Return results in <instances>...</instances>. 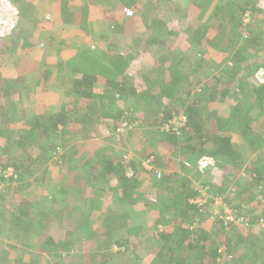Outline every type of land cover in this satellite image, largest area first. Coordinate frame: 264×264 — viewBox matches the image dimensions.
I'll return each mask as SVG.
<instances>
[{
	"label": "trees",
	"instance_id": "1",
	"mask_svg": "<svg viewBox=\"0 0 264 264\" xmlns=\"http://www.w3.org/2000/svg\"><path fill=\"white\" fill-rule=\"evenodd\" d=\"M120 1V7L134 5L135 11L130 10L137 16L129 20L127 18L130 17L124 12L125 17L119 13L118 17L112 15L109 20L116 31L120 29L128 35L129 31L126 28H131L130 25L134 28L141 25L138 16L142 13L143 7H139L138 10L135 0ZM259 1L261 0H220L217 4L218 8L215 6L211 12L212 15H210L213 18L212 26H199L195 30L185 23H187V18L194 16L193 5L199 7L204 0H153L150 3V8L158 7L160 9L157 10L159 13L149 17L151 22H158L159 26L156 28L151 23V26H146L141 31L131 30L132 39L141 41L145 48L151 42H158L151 37L155 29L164 30L168 35L166 38L170 42L165 45L162 42L159 43L163 47L169 46L164 58L169 60L165 61L166 63L148 60L149 66L142 69L129 68L130 64L125 61L126 59L114 54L113 58L118 59L121 63L114 60L111 71H106L111 74L106 76L105 70L102 69L101 56L93 52L94 48L91 50L88 46H79L78 42L74 48L65 46L61 51H65L63 53L68 56V60L64 65L61 64L62 75L67 73L73 77L71 87L79 97L102 99V102L99 101V106L102 105L106 111L107 103L105 101L114 99V96L111 95L114 90L120 100L125 98L137 100V102L134 100L129 113L126 114L118 109H115V113H112L113 111L107 113L101 107L108 119V121L106 118L104 119L107 122H103V126L106 124L109 131L100 130L96 136L99 137L105 131L106 137L94 138L91 147L75 145L73 153L70 152L68 156L62 155L52 164L54 168H58V175L66 178L68 183L70 182L69 188L65 185L66 183L58 182L51 166L42 167L44 173L40 176L37 175L39 172L35 171L31 175H26L36 176V186L29 184L30 188H27L22 182L24 181L23 168L30 159L36 158L37 162L45 165L48 158L56 153L55 150L70 140L69 135L73 133H68V131H72L69 128L71 122L69 112L71 110L60 109L57 114H47L43 106L40 105L32 117L21 120L18 122L20 125L16 126L15 120L18 117L17 113L20 112L14 109V103H8L15 94H7V89L3 90L8 105L13 109L7 107V111L3 114L4 117L0 118V140L2 137L7 138L6 145L3 144V140L0 141V169L2 170L0 174V236L7 233L5 236L7 238L0 242V264H15L16 261L17 264H22L23 260L26 261L23 264H58L59 261L69 264L68 261H77L78 258L84 259L86 264H108V255H117V260L124 259L125 264H230L224 262L225 258L231 259V264H264V240L261 241L260 246L248 250L249 253L246 251V256L235 257L236 250L241 246L243 240L235 238L236 241L234 237L231 238L233 235L231 234L228 236L226 252H220L219 246L224 240L225 232L224 221L220 218H215L210 224L212 234L216 236H212L205 230L199 231L184 227L185 223L198 224L199 220L201 221L203 218H212L213 213H201L199 206L193 202L199 195L198 190L193 189L188 178L182 184L183 176L178 173L181 165L186 167L190 160L195 164L198 162V157L202 156L206 161L217 162V168L223 167L221 170L224 172L225 178L230 184H234L237 194H249L251 202L257 199L264 200V163H258V160H255L247 165L244 174L234 172L235 169L238 171L242 169L247 160L252 159L253 153L261 152L264 149V73L259 71L262 67L259 64L260 59H263L264 56L262 58L256 54V51L255 53L253 50L251 51V49L256 50L260 43H264V28L261 27L264 24L255 21L257 17L263 16L264 12V8L258 5ZM181 4L182 7H180ZM126 9L128 8L125 7L124 11ZM164 10L167 12L165 13ZM248 13H250V23L244 24L243 18ZM214 24H217L216 29ZM227 29H231L232 32L225 33ZM192 30L197 33L190 36ZM199 30L202 31L201 35L198 33ZM224 34L227 35L224 36ZM179 35L188 36L187 39L192 41V46L198 49L190 58L197 62L196 66L187 72L185 66L186 63H190L188 57L180 54L177 56L176 48L181 44H174ZM31 44L33 42L30 41H24L22 45L19 44L17 53L13 52V48L9 44L0 48V51H3L0 54V61L3 60L0 62V77L4 87H7V74H11L9 76L15 84L14 88L19 87L20 90L24 86L25 78L31 71L30 65L25 64L28 60L27 47ZM105 44H107L105 50L114 48L112 41ZM100 48H97V52H100ZM263 51V45H260L259 52ZM144 55L139 54L137 57L141 61L143 57L140 56ZM185 57L186 60L183 59ZM48 58L49 54L45 56V62H50ZM208 69H211L210 72ZM196 73L200 74L194 84L191 85L188 81L189 87L184 88L183 91L179 90L178 93L176 89L183 87L180 82L189 80V75ZM136 74L137 77H135ZM139 79L142 81L139 82ZM100 82L104 84V91L97 92L100 94L97 96L95 87ZM147 91L151 94L154 92V95L160 98L156 115L158 117L157 124L163 127L159 138L161 142H164L156 149L154 148L155 150H152L153 152L145 156L142 161H137L135 156L130 157L129 154L123 158V155L118 154L117 150L110 146L108 140L111 139H108L110 138L108 136H111L110 134L125 122L135 121L131 117L133 111L137 110L140 103L150 100L146 95ZM49 97L52 96L49 95L47 98ZM54 97L59 100L62 96ZM59 102L57 103L60 104ZM6 115L7 117H5ZM175 117H185V124L177 128V125L171 123ZM113 121H115L114 124H112ZM5 124H7V129L2 133L1 128ZM14 130L20 132L18 142L16 140L12 142ZM182 140L188 143H197L198 148L193 149V146H186L185 153L186 151L190 152L186 153L185 160L177 163L178 159L171 156L173 148ZM170 144L174 147H169ZM236 144L241 146L239 150H235ZM130 147L131 151L138 153L143 146L138 143L135 146L132 144ZM76 151L83 152V164L81 163V167L74 170L71 168L70 172H67L63 164L64 162H76L80 156H74ZM196 153L198 155L193 159L192 156ZM261 155L260 153L259 156ZM195 165L198 168L201 167L198 163ZM161 166L164 168L160 169ZM9 168H13L15 172L6 178L5 173ZM215 183L212 184L204 180L201 185L209 187L211 191L215 189L212 191L213 195H217L213 196L214 198H222L225 204L232 209H237L236 213L243 217L245 222H248L251 231L255 230V224L264 222V211H245L244 207L233 205V198L229 199L227 196H223L224 188L219 189L218 186L217 189ZM4 187L24 190V192L22 194L12 193L6 200ZM40 187L44 188L42 196H46L47 187L48 189L50 187L57 195L56 197L62 196L63 198H59L58 200L61 201L57 204H48V211H44V203L41 202L31 206L33 199L30 200L28 191L33 194L36 190L38 192ZM149 187L154 189L152 191L154 196L152 198L150 196L149 199H139V195L143 194L142 190ZM87 188L89 191L95 192V196L88 195L89 199L85 200L84 220L80 218L78 223L70 224L68 222L67 225H61L63 229L67 230L80 231L83 229L82 240L65 242L60 239L57 229L53 230L57 232V235H53L52 228L49 229L48 214L64 207L71 190L83 195L84 193L89 194ZM99 192L107 195L110 202L116 199L120 203L121 201L130 205L133 203L136 208L134 210L139 211L140 217L157 220L152 224L157 229L156 234L153 238H147L151 243L150 252L146 255L130 253V250L134 248L139 252V249L145 245V241H141L142 243L137 245L138 247L135 245L130 249L129 244L133 238H126L127 236L122 238L119 233H117L118 237L114 243L108 242L107 228L112 218H109L106 211L94 213V208L91 209L92 203L96 204L95 201L102 196L99 197ZM67 194L68 197L65 199ZM208 207L209 203L205 204L202 210L207 211ZM92 217H95V232L90 230L91 220L94 219ZM41 224H46L44 230L40 227ZM160 225L163 226L162 231L159 230ZM149 226L145 227L143 233ZM233 227L245 230L249 233L248 236L251 235L249 240L246 239L248 241L243 242L245 246L260 241L257 238L258 233L261 232L260 227L253 234L244 226L234 225ZM38 229L41 230V233L37 232ZM214 230L217 233H214ZM117 231L114 230V232ZM12 233H15L14 235L23 234L20 235V239L16 240L14 236H11ZM143 233L137 235L136 238H141ZM29 235H34L33 237L38 240L27 249L18 248L15 243L22 242ZM7 240L11 242L8 243ZM86 240L91 243H87ZM114 245L120 247L115 254L112 251L102 253V250H112ZM123 247L124 250L119 252ZM96 250H100L101 253H97ZM110 263L112 262L110 261Z\"/></svg>",
	"mask_w": 264,
	"mask_h": 264
},
{
	"label": "rangeland",
	"instance_id": "2",
	"mask_svg": "<svg viewBox=\"0 0 264 264\" xmlns=\"http://www.w3.org/2000/svg\"><path fill=\"white\" fill-rule=\"evenodd\" d=\"M136 1H137V3H139V6H137L138 7L137 9L139 10V7L140 8L143 7L142 9L145 10L149 7L150 3L153 0H136ZM219 1L220 0H204V2H201L199 7L193 5V7L195 8L194 16L187 18V23H185V25H190V27L192 29H195V30L198 29L199 26L200 27H203L204 25L212 26L213 18H211L210 15H212L211 12L215 6H217L215 8H218L217 4H219ZM1 3L5 4L4 0H0V8H3L4 5H1ZM258 5L261 6L262 8H264V0L259 1ZM180 7H182V4ZM128 9H130V8H128ZM158 9H160V8H158V7L155 8V11H153L152 14L159 13V12H157ZM164 12L166 13L167 11L164 10ZM249 14H247V16H249ZM262 14H263V16H259L256 18L255 21L257 23L264 24V20H263L264 12ZM182 15H184V14H182ZM135 16H137V15L134 14L133 17H130V18L133 19ZM247 16L243 18V22L245 19L247 21ZM177 17H179V16H177ZM138 18L140 19L141 27L140 26H137L136 28L132 27L133 31H141L142 29H144V26L145 27L149 26L144 22V21L148 20L147 14L145 12L141 13L138 16ZM245 23L248 24V22H245ZM151 25H153L156 28L158 26L156 24H151ZM214 25H215V27L214 26L213 27L216 29L217 24H214ZM105 26L108 27L107 34H106L107 39L109 41H112V42L114 41V43L117 44L115 46V50L118 47L123 52L120 56L123 57L124 59H126L125 61L128 62V64H130L128 66L129 68L138 67V68L142 69L144 67H147V66H149L148 60H151V61L157 62V63L160 61H162V62L166 61L167 62V60H169V59H166V60L164 59L166 54H167V50H169L168 49L169 46L163 47L160 45L161 42L164 45L166 43L169 44V42H170L168 40V38H166V37H168V35L164 30H158V29L156 30L155 29V31L151 37L155 38L158 42H151L148 47L146 46L145 48L143 47L140 49L142 51V55L145 54L144 56H140V57H143L142 60L140 61L138 59L139 57H137L138 52H136V50H135V52L133 50L129 51L127 53V55H126V52L123 51L125 49V47H127L125 45L124 40H131L132 39V34H133L132 31L128 30L129 31L128 35L123 33V31L120 29H117V31H116L114 29V26L112 25V22L110 20H108V23H104L103 28H102L103 30H100L99 33L101 31H104ZM261 27L264 28L263 25ZM138 28H140V29H138ZM195 30H192L190 32V36H193L195 33H197V31H195ZM201 32L202 31L199 30L198 33L201 35ZM230 32H232L231 29L230 30L227 29V31H225V33H230ZM226 35L227 34H224V36H226ZM187 37L188 36H186V35H183V36L179 35L177 37V41L174 42V44H179V43L181 44V45H178V48H176L177 49V51H176L177 56H179V54H180V55H185L186 57H188V61L190 63H188V64L186 63V66H185L186 72L190 71L192 68H194V66H196L197 62L191 60L190 58L194 55V52H197V50H198L197 47L192 46V43H191L192 41L188 40ZM0 38H1L0 48H3L5 44H9L12 46L13 52H16L18 45L20 43L19 42L20 40L17 39L18 37L16 38V36L12 35L11 33L8 36L7 27H2V31H0ZM97 39H99L98 36H97ZM260 45H263V48H264V43H260ZM260 45H259V47H260ZM120 47H123V48H120ZM259 47L256 50L251 49V51L253 50V53H255V51H256V54L262 57V56H264V51L259 52ZM97 48H98V46H97V44H95L94 49H97ZM2 53H3V51H0V54H2ZM116 53L119 54L118 52H116ZM186 57L183 59L186 60ZM198 58H199V56H198ZM0 62H3V60H1ZM259 64L262 65V67L259 71L264 73V58L260 59ZM202 65H203V63H202ZM111 68H112L111 65L103 62V65H102L103 70H110L111 71ZM208 70L210 72L211 69H208ZM199 74L196 73V74L189 75V80L187 79V81H184V80L181 81L180 80L181 81L180 83L182 84L183 87H182V89H180V88L176 89V90H178L177 92L179 93V90L183 91L184 88L187 89V87H189L188 81L191 85L194 84V82L198 78ZM257 75H259V74L257 73ZM209 80H211V77H209ZM141 81L142 80L139 79V82H141ZM52 84H54V83H52ZM68 86H71L69 80L68 79L63 80L62 84L59 87L60 93H61L59 95L62 97L60 98V100H57L55 98L53 100V102L55 100L60 101L59 102L60 104H57L56 107L54 105L48 106L46 113L47 114H57L60 110L59 108L64 109L63 111H65L66 109L71 110L69 112V115L71 116L70 117L71 122H70L69 128L72 131H68V133L69 132H73V133L72 134L70 133V135H69V138L71 137L70 140L67 141L66 144L59 146L55 150L56 153H54L53 156L48 158V161L46 162L45 165L40 164V162H37V160L35 158L33 160L30 159L28 161V164L26 166H24V168H23L24 169V171H23L24 176L31 175V173L33 171H35L37 173L39 172L37 175L40 176L42 173H44L42 170V167L45 168L47 166H51V167H53L51 169H54L53 173L56 174L55 178L58 179V182L66 183L65 185L67 187L70 184V182L68 183V180L66 178L60 177L57 173L58 168H56V167L54 168V166L52 164H54L58 160V158L61 157L62 155L68 156V154L70 152L73 153L75 151L73 148L75 145H79V146L85 145V147H87V146L91 147V143H92L94 138L97 137V139H99V138L102 139L101 137H106L105 131L107 130V125L105 124V126H103V122L108 121V119L105 117L106 113L104 112V110L106 111V109L102 105H101V107L104 110L101 109V107L98 104L91 101L88 97L84 96V98L83 97L82 98H76L75 93L72 90V87H71V90H69ZM103 88H104L103 82H100L95 87V92H96L97 96H100V94L97 92H103L104 91ZM196 91L198 92V89ZM113 93H115V94H113ZM111 95L114 96V99L111 101H109V100L105 101V103H107L106 104V108H107L106 112L109 113V112L113 111L112 113H115L114 112L115 109H118V111H120V112L123 111L122 112L123 114H126L127 112L129 113V110L132 106L131 104H133L135 99L125 98L124 100H120L118 98V95H116L115 90L112 92ZM146 95L150 100L145 101L143 103H140L137 110H134L133 115H131V117L133 119H135V121L134 122H125L118 129H116V131L112 132L110 134L111 136H108V137H110L108 139H111V140H108V141H110L109 142L110 146L115 148L117 150L116 152L118 154L123 155V158L129 154L130 157L135 156L137 161H139V160L142 161L145 158V156L151 154L152 150L154 151L157 146L159 147L160 145H162V142L160 141L159 137H161L160 131L163 130V127H161L160 125L157 124L158 117L156 115L158 113L157 109H159L160 98H157L154 95V92H152V94H151L147 91ZM21 98L22 99H20V101H17L14 104V106L17 107L18 111L20 112L19 116L15 120L16 124H17L16 126L20 125V123H18V122H20L21 120H24L28 117H32L35 114V108L36 107H38L39 105L44 106L46 104L44 101H43V104H40L39 101L35 102L34 99L30 100L29 97H26V96H21ZM128 98H130V97H128ZM58 99H59V97H58ZM96 100L97 99H95V101ZM100 101L102 102L103 100L101 99ZM135 102H137V100H135ZM75 103L78 104L76 107H75ZM73 108L79 109V110L74 111V110H72ZM2 117H4V115ZM5 117H7V115ZM105 118L107 119V121L104 120ZM114 122L115 121H113L112 124H114ZM171 123L174 125H178V124H180V119L178 117H176L175 120L174 119L171 120ZM6 129H7V124L2 126L1 132L4 133L6 131ZM100 130H105V131L103 132L102 135H100L98 137V136H96V134H97V132H100ZM107 131H109V130H107ZM14 134H15V137L19 136L20 132L18 130H16V131L14 130ZM117 135L120 137H118ZM138 143L142 144V146H143L142 150L139 149L138 153L131 151L130 146L132 144L135 146V144H138ZM190 145H193V147H192L193 149L198 148L197 143H194V144L188 143L184 140L179 141L177 144V147L174 149L171 157H175L174 159H178L177 163L182 162V160H185L186 153L190 152V151L189 152L186 151V153H185L184 149L186 146H190ZM235 146H236L235 148L237 150H239L241 148V146L238 144H236ZM22 151H24V150H22ZM75 153L76 154H74V156L80 155L79 159H77L76 162H74V163L73 162H71V163L70 162H64V164H63V167L65 168V171H67V172H70L71 168L74 170L75 168L81 167L80 166L81 163L83 164V158H84L83 152L82 151H80V152L76 151ZM260 153L262 154L261 156H259ZM260 153H258V152L253 153V157L251 160H254V162H255V160L259 159L258 163L259 162L264 163V149ZM197 155L198 154L196 153L194 156H197ZM201 160L202 159H199L197 162L198 164H200V166H201L200 168H198L197 165H195L197 163L193 164V163H191V160H190V162H188L189 166H190L188 168H189V170H191V173L189 176L183 175L184 179H183V181H181V183L183 184L184 182L187 181V178H188V181L191 182L194 190L200 189L201 181H202V178L204 176L202 174V171L206 172V168H204V167L206 165L209 166V163L205 162L206 160H204V161H201ZM204 162L206 164H204ZM210 164H212V163H210ZM231 166H232V164H231ZM207 171H209V169H207ZM234 172L240 174L241 172H244V169H239V171H238V169H235ZM213 173H214V171H213ZM182 174H186V173L183 171ZM24 176H23L24 181L22 183H24L27 186V188H30L29 184H34V186H36L35 185V183H36L35 177L36 176H34V177L33 176L32 177H30V176L24 177ZM206 177H208V176H206ZM214 178L217 180L216 181V188L218 186H219V189H221L223 187L224 188V195L223 196H227L229 199H230V197H232L233 198L232 199L233 205H238L239 207H244L245 211H255V212H257L258 210L264 211V200L257 199V200H254L251 202L249 194H242V195L237 194L235 191V190H237L236 187L234 186V184L232 185L228 182V180L224 176L223 171L218 172ZM62 179L63 180L66 179V180L63 181ZM217 183H218V185H217ZM17 187H21V186H17ZM14 189L15 188H7V191H6L7 197H8V194H10V195H12V193L22 194V192H24V190H16V189L14 190ZM38 189H39L38 192L36 190L37 193L36 192L33 193L35 195L34 198H33V194L31 191H28V195L30 196V200H32V199L34 200V202L32 200L31 206H35V204H37L39 202L44 203V211L45 210L48 211V209H47L48 204H51V205L54 203L57 204V202L61 201V200L59 201L58 199L63 198L62 196L56 197L57 195H55V193H53L54 191L50 187H49V189L47 187L46 196H42V191L44 190V188L40 187ZM78 189H80V188H78ZM87 190H88L87 192L89 194L83 192L84 193L83 195H82V193L79 194V193H76L75 191L71 190V193L69 192L70 196L68 197V194H67L65 197V199L67 197H68V199L66 200L64 207H62L60 210H56L54 212H49V214H48L49 217L47 220V225H48L49 229L52 228V231L54 229H57L59 231L60 239L64 240L65 242H69V241L72 242L76 239L82 240V237L84 234L83 229L80 231L67 230V229H63L61 227V225H67L68 222L70 224L78 223L79 222L78 220H80V218L82 220H84L83 214H84V208H85V206H84L85 200L89 199L88 195L95 196V194H94L95 192L93 193V192L89 191L88 188H87ZM153 190L150 187L142 190L143 194L139 195V199L149 198L150 196L152 198L154 196L152 194ZM212 191H215V189H213ZM212 191L208 187L207 193L205 191L200 192V194H204L206 196L208 194V196L205 197L203 200L204 201L206 200L205 204L208 205V203H209V207H208L207 211L205 209L201 210L202 214L207 213V212L208 213L209 212L210 213L218 212L220 214L225 215L227 212V214L232 213L233 214V215L231 214L232 216H238V214L236 213L237 209L236 210L232 209V207H230L229 205L224 206L223 204H225V203L223 202L222 198L215 197L216 198L215 199L213 196H217V195H213ZM81 195L83 196V199L82 198L80 199ZM98 195H99V197L102 195L101 196L102 199L98 197L99 199L97 201H95L96 204L92 203L91 209L94 208L93 212L97 213V212H99L98 211L99 209L101 210V212L103 211V209L100 208L101 205L103 208L105 207L104 211L107 212V214L109 215V218H112V220L110 221V224L107 228V234L109 236L107 239H108L109 243H114L115 239L118 236L114 232V230L116 229V225H117L116 224L117 218H121V217L123 218L125 215H127L129 210L136 209V208L134 207L133 204L130 205L129 203L127 204L124 202L120 203V201L116 200V199H114L112 202H110L108 196L103 195V193L101 194L99 192ZM17 196H19V195H17ZM4 197H5V194H4ZM259 198H261V196H259ZM210 200H212V202H210ZM195 201H196V199H195ZM5 203H6V201H5ZM57 216H60V217H57ZM95 217H96V215H95ZM95 217H92L94 219H92V222L90 224V226H92V228H96L95 227ZM215 218H217V217L203 218L199 225L191 224V223H189V224L185 223L184 227H186L188 229H194V230L197 229L199 231L205 230V231H208L212 236H216V235L212 234L211 226H210L211 222H213L215 220ZM251 218H253V217L251 216ZM57 220H60V221H57ZM71 220H73V221L71 222ZM223 225H224V229H225L224 231L225 232H224V240L220 243V246H219L220 252H223V253L226 252V250H227L226 247H227L229 235L233 234V235H231L232 236L231 238L234 237V239L235 238H238V239L242 238L243 242H245V240L251 236V235L248 236L249 233L245 230L235 229L233 227L234 225L242 226V227L244 226L245 228H248L250 233H252V234L257 232L259 227L261 228V232L258 233L259 236L257 235L258 236L257 238L260 241L259 242L256 241L255 243L252 242L248 246L247 245L245 246V243L243 244V242H242L241 246L236 250L235 257H240V256L243 257L244 255L246 256V251L248 252V250H253L254 248L260 246L262 244L261 241L264 240V222H260V224H255L254 225V229H255L254 231L253 230L251 231V228H250L251 226L248 224V222H244V221L235 222V223L230 224V225H227L226 223H224ZM40 227L44 230V228L46 227V224H41ZM129 227H130V225L128 224V228ZM182 227H183V225H182ZM52 231L50 230V232H52ZM147 231H146L145 236L143 235V236H141V238H137L136 240L133 239L131 241V242H133L132 245H131V242L129 244L130 249L132 248V246L134 247L136 244L141 245V243H142L141 241H143V240L145 241V243H144L145 245H143V247L141 249H139V252L137 250H130V253L134 252L135 255H138V253H139V255L140 254L146 255L148 252L151 251V249H150L151 243L147 240V236L149 235L152 238V235L156 234L157 229H155L154 227H151V225H150V227L147 228ZM37 232L41 233V230L38 229ZM53 232H54L53 235H57V232H55V231H53ZM214 233H217V231L214 230ZM225 233H226V235H225ZM14 234L15 233H12L11 236L12 237L14 236V239L17 240V239L21 238L20 235L23 233H19L20 235H14ZM5 236H7V235L0 236V242L2 239L7 238ZM33 236L34 235H31V236L29 235L28 238H26V237H25V239L23 238L24 240H22V242L20 241L19 243H17V242L16 243L14 242V243L16 244V246L18 248L20 247L22 249H27L28 246H30L31 244H34L35 241L38 240V238H34ZM248 240H246V241H248ZM7 242L10 243L11 241L9 242L7 240ZM86 242L91 243V241H88V240H86ZM112 248H113L112 250H102V253L106 252V251L116 252V250L118 251V249L120 247L114 245V246H112ZM122 249L124 250V247L121 248V251H122ZM13 254H14V252H13ZM22 256H23V258H25L24 255H22ZM136 258H137V256L135 257V259ZM25 262L26 261L23 260V263H25ZM224 262L231 264V259L225 258ZM15 264H17V261L15 262ZM59 264H62V263L59 261Z\"/></svg>",
	"mask_w": 264,
	"mask_h": 264
},
{
	"label": "crops",
	"instance_id": "3",
	"mask_svg": "<svg viewBox=\"0 0 264 264\" xmlns=\"http://www.w3.org/2000/svg\"><path fill=\"white\" fill-rule=\"evenodd\" d=\"M120 2H121L120 0H7V5L10 6L11 8V10L9 11L10 19L7 25L8 36L11 33L12 35H15L16 38L18 37L17 39L20 40L19 44L21 45L24 41L25 42L30 41V42H33V44L27 47L28 60H26L25 64L30 65L31 71H29L27 77L25 78L24 86H22L20 90H19V87L14 88L13 86H15V84L13 83V81L11 80V77L9 76L11 74L9 75L7 74V87H4L1 84L2 80L0 77V118H2L3 114H5V112L7 111V107L11 108V106H9L8 103L10 104L12 102L15 104L17 101H20V99H22L21 96L29 97L30 100L34 99L35 102L39 101L40 104H43V101H44L46 103L43 106L45 112L47 111V108L50 105L51 106L54 105L56 107V105L58 104L56 102L58 101L55 100L53 102L55 98L54 96L56 95L58 96L59 94H61L59 87L62 84L63 80L68 79L70 82V85L73 81L72 80L73 77H70L67 73L62 75L63 70L61 69V67L68 60V56H65V53H63L65 51H61L64 49L65 46H71L72 48H74L76 46V42H78L79 46H88L90 47L91 50H93L94 45L97 44L98 48L101 47L103 50L100 48V52H97V49H94L93 52L101 56V59H100L102 60L101 62H105L111 65L112 67L114 65L113 62L115 61H117L118 63H121V61L119 62L118 59L113 58L114 54L120 56L123 53L118 47L116 48L117 51L115 50V46L117 45L116 43H114V48L112 50H108V49L105 50L107 48V44L105 43L109 42V40L106 37L108 27L105 26L104 31H101L99 33L100 30H103L102 28H103L104 23H108L110 16L114 15L118 17L119 13H121V15H124L125 17V14H124L125 7L135 10L134 5L132 6L123 5L120 7V4H121ZM136 6H139V3H137ZM153 11H155V9L154 8L151 9L150 5L147 9L145 10L143 9L142 11V13L145 12L147 14L148 20L144 21L147 25H150L151 23L158 25L157 24L158 22L153 23L150 20V17L154 16V14H152ZM127 19L130 20L131 18H127ZM130 26L131 28L130 27L126 28V30H132L133 26L132 25ZM139 26L141 27V25ZM144 28L146 27L144 26ZM97 36L99 37V39H97ZM124 42H125V45L127 46L123 50L124 52H126V55L129 51H132V50L134 52L135 50L136 52H138L137 56L139 54H142V51L140 49L143 48L144 45L141 44V41L131 39V40H124ZM120 48H123V47H120ZM116 52H118L119 54H117ZM48 54H49L48 59L50 62H45L44 60L45 56ZM70 57L71 56H69V58ZM106 71H110V70L104 71L106 76L108 74L109 75L111 74V73H107ZM135 77H137V74L135 75ZM51 82L54 84H52ZM68 88L69 90H71V86H68ZM4 89H7V94L9 93L15 94L11 97V100L8 101V103H7V98H5L3 95ZM49 95H51L52 97L47 98ZM75 97L82 98V97H79L77 93H75ZM88 98L98 105L101 102L100 100L95 101V99H93L92 97H88ZM77 105L78 104L75 103V107ZM14 109L18 111L17 107H15ZM36 109L37 107L35 108V113H36ZM72 110L76 111L79 109L73 108ZM17 116H19V113H17ZM12 136H13L12 142H14L15 140L17 142L19 141L20 134L19 136H16V137H15V134H12ZM1 140H3V144L5 145L7 144V138L2 137ZM172 146L173 145L171 144L169 145V147H172ZM190 146H193V145H190ZM176 147L177 145L175 146V148ZM235 150L237 149L235 148ZM192 157L193 159L196 158V156H192ZM199 159H202L201 161H204V158L202 156H199L198 160ZM209 161L212 164L209 163V166L206 165L204 167L206 168V172L202 171V174L204 176L202 178L201 183L204 180L212 184L215 183L217 181L214 178L215 175H217L218 172L222 171L220 168L216 167L217 162H215L214 160H209ZM252 161L254 162V160H250V159L247 160L244 167L242 168L244 169V172H241L240 174L245 173L247 165L251 164ZM161 167L159 168L160 169L164 168V167L162 168ZM207 169H209V171H207ZM183 171L186 174H182ZM178 173L180 176H183V175L189 176L191 173V170H189L188 166L184 167L181 165L178 170ZM81 198L83 199L82 195L80 199ZM146 199H149V198H146ZM139 215H140L139 211L132 209V210H129L127 215L123 217L124 219L122 217L117 218L116 220L117 225H116L115 230H118V231L115 232V234L118 235L117 233H119L122 238H124V236H127L126 238H130V239L133 238L134 240H136L137 239L136 236L143 233V231L145 230V227L149 226L148 224H151V227H154L152 224H154L157 221L155 218L147 219L146 217H140ZM57 217H60V216H57ZM57 221H60V220H57ZM72 221L73 220H71V222ZM128 224L130 225L129 228H128ZM159 229L160 231H162L163 226L160 225ZM90 230L92 231V229ZM95 231L96 230H94V232ZM145 234L146 232L143 233L144 236ZM153 236L154 235H152V238ZM149 237L150 236L148 235L147 238ZM132 243L133 242H131V245ZM137 245L139 244H136V246ZM122 251L119 250V252H122ZM96 252L101 253L100 250L99 251L96 250ZM107 252L110 253V251H107ZM116 252H113V254H115ZM107 258H109L108 260L109 262L110 261L112 262L110 264H125L124 259H121L119 261L117 260L116 256L108 255ZM61 263L63 264V262ZM68 263L69 264H86V261L82 258H78L77 261L76 260L72 262L68 261Z\"/></svg>",
	"mask_w": 264,
	"mask_h": 264
},
{
	"label": "built area",
	"instance_id": "4",
	"mask_svg": "<svg viewBox=\"0 0 264 264\" xmlns=\"http://www.w3.org/2000/svg\"><path fill=\"white\" fill-rule=\"evenodd\" d=\"M125 12H126V14H127V16L128 17H131V16H133V14H134V12L132 11V10H130V9H126L125 10ZM247 16V14L245 15V17ZM245 22H248V24L250 23V16H247V21H246V19L244 20V24H247V23H245ZM176 119V117L174 118V120ZM180 119V124H178L177 126V128H179V127H181V126H183L185 123V117H180L179 118ZM176 126V125H175ZM187 166H189V164L187 163ZM190 167V166H189ZM150 168V167H149ZM159 176H160V173H159ZM198 190V193H199V195L197 196V198H196V201L194 200L193 202L194 203H196L198 206H199V208L202 210V207L205 205V203H206V200L204 201L203 199L205 198V197H207L208 196V194H207V196L206 195H204V194H200V192H203V191H205L206 193L208 192V187H205V186H203V185H201V187H200V189H197ZM216 199V198H215ZM224 206H227V204H223ZM232 214V213H231ZM231 214H227V212H226V214L224 215V214H220V213H218V212H215V213H213V217L212 218H214V217H217V218H220V219H222L223 221H224V223H226L227 225H230V224H233V223H235V222H242V221H244V218L243 217H240V216H232Z\"/></svg>",
	"mask_w": 264,
	"mask_h": 264
},
{
	"label": "clouds",
	"instance_id": "5",
	"mask_svg": "<svg viewBox=\"0 0 264 264\" xmlns=\"http://www.w3.org/2000/svg\"><path fill=\"white\" fill-rule=\"evenodd\" d=\"M4 2H5V4H2L1 3V5H4L3 6V8H0V15L1 14H3V18L4 19H6L7 17H8V19H10V10H11V8H10V6H8L7 5V0H4ZM249 14V13H248ZM127 15V14H126ZM134 15V14H133ZM246 15V14H245ZM249 16H250V14H249ZM131 17H133V16H131ZM0 31H2V28H0ZM208 163H210V161H207ZM1 172H2V170L0 169V174H1ZM15 172V170L13 169V168H9L8 169V171L5 173L6 174V178H7V176H10L12 173H14ZM4 174V173H3ZM6 191H7V189L4 187V192H5V198H6V200H7V198L10 196V194H8V197H7V194H6ZM102 199V198H101ZM100 199V200H101ZM101 209H103V211H104V208L102 207V205H101V207H100ZM106 210V209H105ZM102 211V212H103ZM101 212V210L99 209V213H102ZM78 220V219H77ZM91 222H92V220H91ZM200 222L201 221H199L198 222V224L197 225H199L200 224ZM245 222V221H244ZM91 224V223H90ZM95 227H96V224H95ZM90 229H92V230H96V228H92V226H90Z\"/></svg>",
	"mask_w": 264,
	"mask_h": 264
},
{
	"label": "water",
	"instance_id": "6",
	"mask_svg": "<svg viewBox=\"0 0 264 264\" xmlns=\"http://www.w3.org/2000/svg\"><path fill=\"white\" fill-rule=\"evenodd\" d=\"M8 22H9L8 17H7L6 19H4V18H3V14H1V15H0V28H2V27H7ZM205 162H207V161H205ZM205 162H204V164H206Z\"/></svg>",
	"mask_w": 264,
	"mask_h": 264
}]
</instances>
